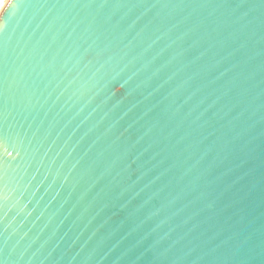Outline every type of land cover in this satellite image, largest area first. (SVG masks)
<instances>
[{
	"label": "water",
	"instance_id": "water-1",
	"mask_svg": "<svg viewBox=\"0 0 264 264\" xmlns=\"http://www.w3.org/2000/svg\"><path fill=\"white\" fill-rule=\"evenodd\" d=\"M0 264H264V0H11Z\"/></svg>",
	"mask_w": 264,
	"mask_h": 264
},
{
	"label": "bare ground",
	"instance_id": "bare-ground-1",
	"mask_svg": "<svg viewBox=\"0 0 264 264\" xmlns=\"http://www.w3.org/2000/svg\"><path fill=\"white\" fill-rule=\"evenodd\" d=\"M11 0H0V18Z\"/></svg>",
	"mask_w": 264,
	"mask_h": 264
},
{
	"label": "rangeland",
	"instance_id": "rangeland-1",
	"mask_svg": "<svg viewBox=\"0 0 264 264\" xmlns=\"http://www.w3.org/2000/svg\"><path fill=\"white\" fill-rule=\"evenodd\" d=\"M0 9H1V7H0Z\"/></svg>",
	"mask_w": 264,
	"mask_h": 264
}]
</instances>
